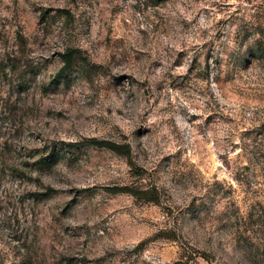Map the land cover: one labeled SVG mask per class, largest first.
Wrapping results in <instances>:
<instances>
[{"label": "rangeland", "instance_id": "374dc122", "mask_svg": "<svg viewBox=\"0 0 264 264\" xmlns=\"http://www.w3.org/2000/svg\"><path fill=\"white\" fill-rule=\"evenodd\" d=\"M259 42L264 0H0V264H264Z\"/></svg>", "mask_w": 264, "mask_h": 264}, {"label": "trees", "instance_id": "16d2710c", "mask_svg": "<svg viewBox=\"0 0 264 264\" xmlns=\"http://www.w3.org/2000/svg\"><path fill=\"white\" fill-rule=\"evenodd\" d=\"M60 13H63V11H60ZM260 44H256L255 50L254 48L250 50V53L254 55V52H264V47L263 45H261L262 42H259ZM262 46V47H261ZM79 56V52L75 51V50H65V52L60 55V58L63 62L62 68L60 70V72L58 73V75L54 78L55 82L59 81V79L61 78L62 74L68 72L75 64V62L78 60ZM99 146H104V147H108V148H112L114 149L115 152H117L118 154H122L124 156H128L129 155V147L128 146H118L112 143H108V142H100L98 144ZM121 191L126 192V193H130L134 198L136 199H143L146 202H156L158 201V197H157V191L155 188H149L146 190L140 189V188H127L124 187L121 189ZM256 220L257 222H260V216H256ZM252 242V236L247 235V234H240L239 235V242Z\"/></svg>", "mask_w": 264, "mask_h": 264}]
</instances>
